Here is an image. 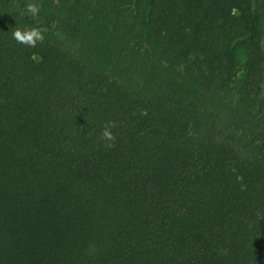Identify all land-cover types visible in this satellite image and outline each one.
Here are the masks:
<instances>
[{
    "label": "trees",
    "instance_id": "obj_1",
    "mask_svg": "<svg viewBox=\"0 0 264 264\" xmlns=\"http://www.w3.org/2000/svg\"><path fill=\"white\" fill-rule=\"evenodd\" d=\"M263 34L264 0H0V264H264Z\"/></svg>",
    "mask_w": 264,
    "mask_h": 264
},
{
    "label": "clouds",
    "instance_id": "obj_2",
    "mask_svg": "<svg viewBox=\"0 0 264 264\" xmlns=\"http://www.w3.org/2000/svg\"><path fill=\"white\" fill-rule=\"evenodd\" d=\"M38 11V7L33 3H28L25 6V13L30 14L32 17H35L38 14ZM12 37L18 43L25 44L28 47H35L37 43L42 42L44 39L43 29L39 28L24 29L23 32H21V30H15L12 33ZM111 127L112 125L109 124L103 129L101 133V137L106 141L113 140V137L111 136L109 131ZM106 146L111 147V144L109 143Z\"/></svg>",
    "mask_w": 264,
    "mask_h": 264
},
{
    "label": "rangeland",
    "instance_id": "obj_3",
    "mask_svg": "<svg viewBox=\"0 0 264 264\" xmlns=\"http://www.w3.org/2000/svg\"><path fill=\"white\" fill-rule=\"evenodd\" d=\"M262 41H263V43H264V34H263V40H262ZM237 56H238V58H239L240 60L243 59V52H242L241 49L237 51Z\"/></svg>",
    "mask_w": 264,
    "mask_h": 264
}]
</instances>
